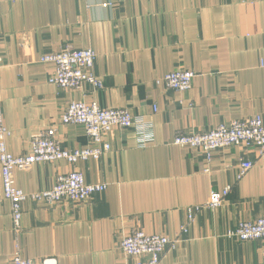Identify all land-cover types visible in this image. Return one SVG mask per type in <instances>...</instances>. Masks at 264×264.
<instances>
[{
    "label": "crops",
    "instance_id": "1",
    "mask_svg": "<svg viewBox=\"0 0 264 264\" xmlns=\"http://www.w3.org/2000/svg\"><path fill=\"white\" fill-rule=\"evenodd\" d=\"M84 48L97 53L94 72L103 88L50 83L55 65L41 56ZM176 70L194 72L189 91L157 84ZM0 99L15 155L28 153L32 136L50 128L64 147L89 146L81 125L61 122L78 100L128 108L151 122L155 138L141 147L135 128H115L106 136L111 150L99 159L15 171L28 192L51 188L72 170L107 184L87 201L27 200L19 232L0 170V264H12L16 253L33 264L51 257L58 264H136L121 242L137 227L178 240L159 264H264L263 239L226 235L239 221L264 215L257 147L220 148L208 162L201 149L173 143L178 131L264 120V0H0ZM243 158L254 165L238 180ZM228 185L220 207L189 218L190 208Z\"/></svg>",
    "mask_w": 264,
    "mask_h": 264
},
{
    "label": "built area",
    "instance_id": "2",
    "mask_svg": "<svg viewBox=\"0 0 264 264\" xmlns=\"http://www.w3.org/2000/svg\"><path fill=\"white\" fill-rule=\"evenodd\" d=\"M107 5L108 3H104V6ZM96 57L97 53L92 48L65 49L43 55L40 60L55 65L48 79L50 83L63 89L78 90L84 85H90L93 89L99 90L103 88L104 83L94 72ZM194 76L193 71L176 70L158 77L156 82L167 89L186 92L192 88ZM61 122L67 125H81L89 138V146L64 147L56 136V129L50 128L32 136L28 153L15 155L8 148L7 141L12 131L5 125L0 99L2 186L4 197L11 204L14 229L17 232L22 228L23 205L27 200L49 205L63 200L82 202L87 201L97 192L105 191L107 184L87 182L81 171L72 170L59 174L51 188L28 192L18 186L15 171L29 170L40 162L66 160L68 163L76 164L90 158L99 159L105 152L111 150V144L106 140V136L115 128H135L137 143L141 147L155 140L150 121L144 120L142 116L136 115L128 108L103 107L95 99L70 101L61 115ZM173 143L182 147L201 149L208 162L213 160L215 150L233 145L256 146L258 157L262 159L264 158V120L262 116L255 115L233 119L228 124L222 123L208 131H178ZM253 165V161L241 159L237 179H242ZM231 188L228 185L220 191L212 190L205 203L189 209V218L192 220L195 212L220 207ZM226 235L241 241L264 240V215L255 220L239 221L234 229L226 232ZM177 242V239L161 234H148L143 228L137 227L124 237L121 249L125 255L134 257L136 264H159L165 249L169 246L174 247ZM12 264L33 263L20 253H16L12 258ZM43 264H58V262L56 258L51 257L44 260Z\"/></svg>",
    "mask_w": 264,
    "mask_h": 264
}]
</instances>
